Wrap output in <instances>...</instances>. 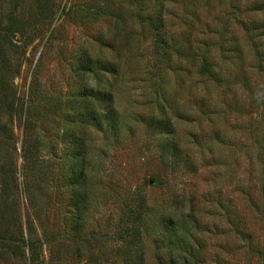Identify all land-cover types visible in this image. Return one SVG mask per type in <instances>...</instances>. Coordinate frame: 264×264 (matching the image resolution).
Segmentation results:
<instances>
[{"label":"rangeland","instance_id":"374dc122","mask_svg":"<svg viewBox=\"0 0 264 264\" xmlns=\"http://www.w3.org/2000/svg\"><path fill=\"white\" fill-rule=\"evenodd\" d=\"M184 232L192 264H264V0H0V264H170Z\"/></svg>","mask_w":264,"mask_h":264},{"label":"trees","instance_id":"16d2710c","mask_svg":"<svg viewBox=\"0 0 264 264\" xmlns=\"http://www.w3.org/2000/svg\"><path fill=\"white\" fill-rule=\"evenodd\" d=\"M88 93V91H87ZM93 97L96 100L97 104L101 102H105L107 104V112L105 116H102L99 113V109L92 108L90 109L91 118L94 121L95 125L99 128H103L106 124L110 131L117 133L119 129V119L117 117V112L115 109V98L112 93L106 92L102 89H92L91 92L86 95V98ZM93 113V114H92ZM87 141L85 134L80 135V141H78L77 151L75 153V161L77 162L76 166L72 168V176L73 177V188L76 189V197L73 203V208L76 210V215L81 220L79 221V226L77 232H81L85 228L86 217L84 216V210L88 206V192L85 189V183L87 182L88 177V152H87ZM165 156V155H164ZM165 158V157H164ZM147 203L145 198L140 202V206L136 207L134 210V215L136 218H143L146 212L148 211ZM173 215L162 216L158 221V226L162 230V232H174V230L178 227V225H182L184 221H179ZM186 232L183 233V240L181 243L185 246L186 255L177 256L170 264H192L189 256H193V245L190 240V234L186 235ZM252 236H249V241L254 244ZM123 239H121L122 241ZM163 241V240H162ZM171 242V241H170ZM179 241H177L178 243ZM174 245V243H172ZM175 246V245H174ZM139 259L135 263L129 264H144L142 258V248L140 246L135 250ZM125 264H128L126 262Z\"/></svg>","mask_w":264,"mask_h":264},{"label":"water","instance_id":"95a60500","mask_svg":"<svg viewBox=\"0 0 264 264\" xmlns=\"http://www.w3.org/2000/svg\"><path fill=\"white\" fill-rule=\"evenodd\" d=\"M150 183H153V180H150Z\"/></svg>","mask_w":264,"mask_h":264}]
</instances>
